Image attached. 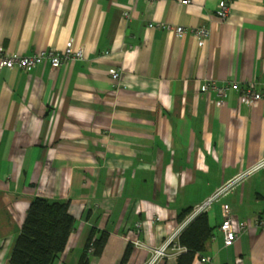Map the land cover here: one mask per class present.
Returning <instances> with one entry per match:
<instances>
[{
    "label": "crops",
    "instance_id": "crops-1",
    "mask_svg": "<svg viewBox=\"0 0 264 264\" xmlns=\"http://www.w3.org/2000/svg\"><path fill=\"white\" fill-rule=\"evenodd\" d=\"M220 1L0 0L5 53L60 52L70 41L85 50L58 70L0 67V264L37 197L69 202L76 220L54 264H80L93 232L108 240L89 264H149L192 221L179 223L182 211L264 159V100L247 107L237 92L202 91L211 82L264 90V0H235L225 21ZM157 23L210 35L149 28ZM225 205L239 235L228 248ZM206 213L214 237L193 264H264V168Z\"/></svg>",
    "mask_w": 264,
    "mask_h": 264
},
{
    "label": "trees",
    "instance_id": "trees-1",
    "mask_svg": "<svg viewBox=\"0 0 264 264\" xmlns=\"http://www.w3.org/2000/svg\"><path fill=\"white\" fill-rule=\"evenodd\" d=\"M69 207V202L35 198L15 243L10 264H54L60 259L76 227V220L70 215ZM193 212V208L182 211L178 222H185ZM213 237L214 228L208 214L205 212L195 217L178 237L177 244L185 251L179 254L177 264H193L198 254L206 252ZM107 240L106 233L95 237L93 232L80 264H89L87 254L91 248L96 256L101 255ZM130 253V250L125 253L124 261L128 260Z\"/></svg>",
    "mask_w": 264,
    "mask_h": 264
},
{
    "label": "built area",
    "instance_id": "built-area-1",
    "mask_svg": "<svg viewBox=\"0 0 264 264\" xmlns=\"http://www.w3.org/2000/svg\"><path fill=\"white\" fill-rule=\"evenodd\" d=\"M136 1V0H134ZM150 2H156L159 0H148ZM179 1L182 5L188 6L191 4V0H176ZM235 0H221L218 5L217 18L222 21H225L229 18L231 13V8ZM125 17L129 18V13L125 14ZM149 28L157 29L161 31H174L177 36H183L187 33H191L197 39H205L209 37L210 31L206 27H199L192 30H188L184 27H171L168 24L157 23L150 24ZM85 58V50L83 48H75L73 42H68L65 49L57 52L56 50H42L35 53L32 56L28 57H20L16 55H12L9 53H5L4 50H0V67L6 68L8 70L20 69L27 72H30L37 66H42L49 64L53 70H58L63 68L67 63L72 61H79ZM121 73L120 71L112 72V78L114 81H118L120 79ZM214 91L217 96L223 100L229 92H237L241 98L242 103H244L247 107H252L254 104L264 100V90L259 91L253 86H241L238 83L226 84V85H218L214 82L208 83L202 87V91L204 93H208L209 91ZM264 168V159H262L258 164H256L253 168L244 172L237 179L229 183L228 185L221 188L206 204L200 206L194 210L190 217V221L193 220L198 215L205 213L209 206L219 200L223 195H225L236 183L241 181L247 176L254 174L255 172L260 171ZM223 216L224 219L220 225V231L224 236V246L230 247L232 246L236 240L239 238L237 232L234 231L232 225V208L225 205L223 206ZM256 224H263L261 221H257ZM247 226V225H246ZM244 226V227H246ZM243 227V229H244ZM136 247H143L140 242L134 243ZM173 249L177 253H182L185 249H182L176 241V237L174 236L167 244L159 248L154 252V257L149 264H159L166 256L169 250ZM90 253H93L94 250L91 248L89 250ZM206 259L202 260V263H207Z\"/></svg>",
    "mask_w": 264,
    "mask_h": 264
}]
</instances>
